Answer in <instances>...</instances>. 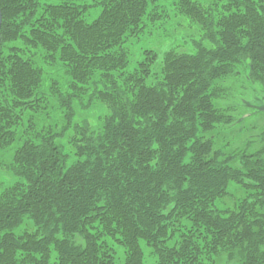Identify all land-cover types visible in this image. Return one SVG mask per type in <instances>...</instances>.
<instances>
[{"label":"trees","instance_id":"trees-1","mask_svg":"<svg viewBox=\"0 0 264 264\" xmlns=\"http://www.w3.org/2000/svg\"><path fill=\"white\" fill-rule=\"evenodd\" d=\"M54 1L0 0V264H143L142 240L154 264H264V131L214 142L233 76L264 107V0ZM185 18L161 59L131 50ZM231 183L253 191L220 208Z\"/></svg>","mask_w":264,"mask_h":264},{"label":"rangeland","instance_id":"rangeland-1","mask_svg":"<svg viewBox=\"0 0 264 264\" xmlns=\"http://www.w3.org/2000/svg\"><path fill=\"white\" fill-rule=\"evenodd\" d=\"M91 2V0H86ZM41 3H55L54 0H40ZM99 12V8H92L84 16L87 21L92 20L96 17ZM181 22L177 25V31L172 32L170 38H167L162 31V29H157L152 32L138 34L134 38L131 50L135 53L141 48H151L158 54V59L162 58L164 51L169 48L170 44L181 43L184 39H191L196 36L197 32L195 25L190 22L188 18L180 20ZM179 45V44H176ZM177 49L184 51H192L191 46L186 44L185 46H179ZM242 77L233 76L232 79L234 82L230 83L227 87L229 91L230 102L235 105L237 110L234 112L236 118H239L241 115L240 122L231 124L230 126H221L216 132L214 142L217 143V146L222 147L226 150L224 152L228 153L235 148H239L246 152H253L259 148H262L263 145L260 143L259 139L264 131V111L253 110V105L248 104L249 101L256 102L259 101L260 96H256L254 92L251 91V85L245 83L241 79ZM238 82V83H237ZM256 92V90L252 89ZM257 94V93H256ZM257 98V99H256ZM256 99V101H255ZM253 112L254 114H251ZM4 158L5 156H0V181H3L4 178H9L10 174L4 168ZM235 164V163H233ZM238 165V164H237ZM253 191L252 188L246 189L241 187L239 184H229L227 188V194H223L217 199V204L220 208H233L237 199L239 200L246 194H251ZM140 245L144 252L143 264H154V255L150 254V248L142 240ZM122 248H119V251ZM121 256V262L123 261V253ZM217 264H235L233 260L226 261V257L223 253H219L216 257Z\"/></svg>","mask_w":264,"mask_h":264},{"label":"water","instance_id":"water-1","mask_svg":"<svg viewBox=\"0 0 264 264\" xmlns=\"http://www.w3.org/2000/svg\"><path fill=\"white\" fill-rule=\"evenodd\" d=\"M0 22H1V13H0Z\"/></svg>","mask_w":264,"mask_h":264}]
</instances>
